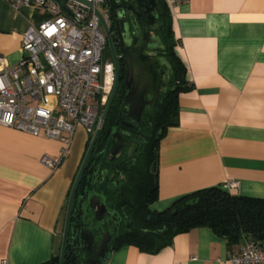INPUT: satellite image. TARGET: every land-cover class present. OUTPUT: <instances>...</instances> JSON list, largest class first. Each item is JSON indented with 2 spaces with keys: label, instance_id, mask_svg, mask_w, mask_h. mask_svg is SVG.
Returning a JSON list of instances; mask_svg holds the SVG:
<instances>
[{
  "label": "crops",
  "instance_id": "crops-1",
  "mask_svg": "<svg viewBox=\"0 0 264 264\" xmlns=\"http://www.w3.org/2000/svg\"><path fill=\"white\" fill-rule=\"evenodd\" d=\"M167 6L191 87L179 93L178 124L159 142V190L151 210L234 180L240 187L231 193L264 198V0ZM43 16L0 0V70L21 59L24 32ZM89 139L78 135L52 170L41 157L59 156L58 140L0 125V264H41L60 255L70 192ZM247 241L230 243L199 226L154 253L122 244L107 264H232L230 254Z\"/></svg>",
  "mask_w": 264,
  "mask_h": 264
},
{
  "label": "built area",
  "instance_id": "built-area-1",
  "mask_svg": "<svg viewBox=\"0 0 264 264\" xmlns=\"http://www.w3.org/2000/svg\"><path fill=\"white\" fill-rule=\"evenodd\" d=\"M8 1L16 9L32 6L44 16L24 32L21 59L0 70V125L58 140L60 155L41 157L56 170L70 154L77 126L83 124L93 135L102 124L116 68L105 57V30L96 10L108 25L111 11L106 0H89L93 8L69 0V11L55 0ZM164 1L176 6L188 0ZM239 187L235 180L226 184L228 190ZM229 260L264 264V247L248 240Z\"/></svg>",
  "mask_w": 264,
  "mask_h": 264
},
{
  "label": "flooded vegetation",
  "instance_id": "flooded-vegetation-1",
  "mask_svg": "<svg viewBox=\"0 0 264 264\" xmlns=\"http://www.w3.org/2000/svg\"><path fill=\"white\" fill-rule=\"evenodd\" d=\"M105 50L112 60L116 55L120 80L108 113L98 129L99 135L92 154L95 161L85 190H90L89 197H99L107 210L103 220L97 221L94 244L90 250L79 239L74 240L70 236L64 264H86L88 259L91 264H107L110 253L132 231L134 219L128 206L134 195L140 197L141 203H145L146 195H143L142 188L147 173H153V164L156 162L152 161V156L156 153L155 144L160 135L159 114L166 98L174 90L173 72L170 78L164 77L158 97L143 99L144 82L136 67H127L126 54L133 55L134 44L129 45L128 49L122 47L117 17L113 12H110L109 32L105 30ZM144 101L147 104L141 116L137 109ZM94 134L88 140L86 151ZM104 167L108 169V177L102 179L100 171ZM83 209L82 219L86 221L91 216L87 201Z\"/></svg>",
  "mask_w": 264,
  "mask_h": 264
},
{
  "label": "trees",
  "instance_id": "trees-1",
  "mask_svg": "<svg viewBox=\"0 0 264 264\" xmlns=\"http://www.w3.org/2000/svg\"><path fill=\"white\" fill-rule=\"evenodd\" d=\"M157 1L158 32L168 47L166 55L173 63L174 90L166 98L159 114L160 135L156 140V153L152 156V161L158 159L159 142L167 128L178 124L179 93L191 87L186 79V66L175 50L177 39L169 8L164 0ZM94 161L95 156H92L79 187L81 192H84L88 184ZM142 189L143 195H146L145 203H141L140 197L135 195L132 198L128 210L134 219V226L127 238L117 247L122 244H134L144 251L154 253L172 244L177 234L199 226L212 228L230 243H238L244 238L249 240L252 235L261 236L257 245L264 247V198L233 194L225 187L217 185L186 194L175 200L170 207L154 211L149 206L158 197L157 169L154 173H147ZM195 198L198 201L190 204ZM163 228L167 230L159 235L154 233L161 232ZM59 259L60 255L41 264H58Z\"/></svg>",
  "mask_w": 264,
  "mask_h": 264
},
{
  "label": "water",
  "instance_id": "water-1",
  "mask_svg": "<svg viewBox=\"0 0 264 264\" xmlns=\"http://www.w3.org/2000/svg\"><path fill=\"white\" fill-rule=\"evenodd\" d=\"M55 1H57L65 10L69 11L66 5V2L69 0ZM70 1H77L89 8H93V4L89 0ZM106 4L110 11L113 12L117 17L118 34L122 47L128 49L129 45L134 44V50H132L133 55H129L128 53L126 54L127 67L128 69L130 67L137 68V72L144 82V90L142 93L143 99L146 97L149 98V96L151 99L153 97H158L164 77L170 78L174 72L173 63L166 55L168 47L163 42L158 32V1L106 0ZM96 13L99 16L104 29L109 32V25L107 24L103 15L98 10H96ZM113 61L116 68V83L103 112V119L108 113L120 80V68L116 55H114ZM146 104L147 103L145 101L142 102V104L137 109V113H139L141 116ZM98 135L99 130L95 132L90 142L70 192L66 210L60 260L58 264L65 263V258L68 254V248L70 245L69 239L71 237H73L74 240L79 239L82 243L86 244L88 247L87 250H90L94 244V231L87 229L86 221L82 219L84 203L87 201L89 210L91 211L90 217L98 222L103 220L104 213L107 210L106 204L99 197H89L90 190H84V192H81L79 189L90 158L94 152ZM153 165L154 173L156 169V162H154ZM100 173L102 175V179L108 177V169L106 167L101 169ZM197 201L198 199L195 198L189 203L194 204ZM94 211L95 214L92 215ZM166 230L167 228H163L161 232L154 231V233L159 235ZM261 238V236L256 237L252 235L249 240L257 243ZM86 264H91L90 259L86 261Z\"/></svg>",
  "mask_w": 264,
  "mask_h": 264
},
{
  "label": "rangeland",
  "instance_id": "rangeland-1",
  "mask_svg": "<svg viewBox=\"0 0 264 264\" xmlns=\"http://www.w3.org/2000/svg\"><path fill=\"white\" fill-rule=\"evenodd\" d=\"M109 56L110 55L105 50V57H109ZM92 104H95V101H93ZM75 133H77V134H75V138H74L75 140H77L78 135H80V134L83 137V141L88 139L90 136H92V135L89 136V132L87 131L86 127L83 124L79 125V128L77 129V132H75ZM97 223L98 222L95 219L90 217L86 220V228L95 232L96 227H97Z\"/></svg>",
  "mask_w": 264,
  "mask_h": 264
}]
</instances>
